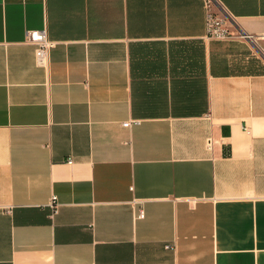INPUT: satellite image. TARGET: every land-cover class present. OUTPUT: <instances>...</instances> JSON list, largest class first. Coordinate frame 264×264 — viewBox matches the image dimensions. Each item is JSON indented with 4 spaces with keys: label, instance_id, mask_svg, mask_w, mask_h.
<instances>
[{
    "label": "crops",
    "instance_id": "1",
    "mask_svg": "<svg viewBox=\"0 0 264 264\" xmlns=\"http://www.w3.org/2000/svg\"><path fill=\"white\" fill-rule=\"evenodd\" d=\"M217 1L250 40L202 0H0V264H264V0Z\"/></svg>",
    "mask_w": 264,
    "mask_h": 264
},
{
    "label": "built area",
    "instance_id": "2",
    "mask_svg": "<svg viewBox=\"0 0 264 264\" xmlns=\"http://www.w3.org/2000/svg\"><path fill=\"white\" fill-rule=\"evenodd\" d=\"M204 10V26L205 36L212 40H224L230 38H240L250 40V36L245 33L239 32L237 35H233L227 25L228 18L223 15H219L214 7L217 4V0H202ZM26 42L35 46L34 59L38 66L46 68L48 65L49 52L53 48V42L48 39L47 31H30L26 33ZM133 124H140L137 120H131L123 123V127L128 128ZM52 197V202L54 201ZM53 212H56V207L53 206ZM143 211L139 210L136 213L135 218H143Z\"/></svg>",
    "mask_w": 264,
    "mask_h": 264
}]
</instances>
